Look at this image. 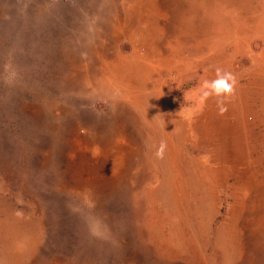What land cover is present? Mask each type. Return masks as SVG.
Returning a JSON list of instances; mask_svg holds the SVG:
<instances>
[{"label":"rangeland","instance_id":"rangeland-1","mask_svg":"<svg viewBox=\"0 0 264 264\" xmlns=\"http://www.w3.org/2000/svg\"><path fill=\"white\" fill-rule=\"evenodd\" d=\"M0 264H264V0H0Z\"/></svg>","mask_w":264,"mask_h":264},{"label":"clouds","instance_id":"clouds-1","mask_svg":"<svg viewBox=\"0 0 264 264\" xmlns=\"http://www.w3.org/2000/svg\"><path fill=\"white\" fill-rule=\"evenodd\" d=\"M237 85V79L231 72L223 69H217L216 78L211 81H205L202 86L201 99H207L210 96L218 98V103L223 104L226 98L234 96ZM227 111V107L221 108V113ZM166 142L161 141L156 150V155L162 157L166 150Z\"/></svg>","mask_w":264,"mask_h":264},{"label":"crops","instance_id":"crops-1","mask_svg":"<svg viewBox=\"0 0 264 264\" xmlns=\"http://www.w3.org/2000/svg\"><path fill=\"white\" fill-rule=\"evenodd\" d=\"M210 138H207L206 140H209ZM219 158V157H218ZM222 158H219V160H221ZM225 161H228L229 162V159L226 158Z\"/></svg>","mask_w":264,"mask_h":264}]
</instances>
